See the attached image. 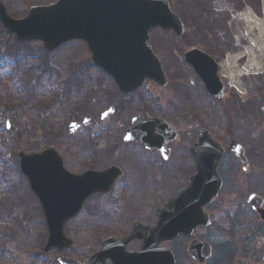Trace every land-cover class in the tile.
Returning <instances> with one entry per match:
<instances>
[{
  "label": "rangeland",
  "instance_id": "374dc122",
  "mask_svg": "<svg viewBox=\"0 0 264 264\" xmlns=\"http://www.w3.org/2000/svg\"><path fill=\"white\" fill-rule=\"evenodd\" d=\"M1 1L12 17L22 19L31 6L49 4L53 0ZM169 1L188 32L182 39L160 29L151 33L150 45L169 79L166 88L148 81L134 97H122L110 78H105L91 63L92 67L89 66L91 55L86 44L79 41L50 54L44 52L40 43L24 45L19 67L12 64L0 72V264H59L61 255L58 251L44 254L46 243L42 242L47 226L38 212L37 199L20 173L17 153L34 154L54 147L64 157L66 165L68 163V170L74 173L93 165L97 166L94 169L111 164L126 166L131 159L142 167L148 154L138 150V157L134 153L138 148L133 149L131 144L123 142L131 120L141 113L164 119L179 132L169 163L157 164L154 155L149 158L156 166L148 171L150 185L143 184L140 189L144 196L154 190L153 197L142 200L138 189L131 184L135 189L129 192L133 206H128L125 219L121 217L120 206L126 208L123 197L126 195L129 199V195L122 189L110 198L89 203L91 211L83 212L66 227L76 246L62 255L85 262L95 252V237L100 235L101 228L117 225L119 218H122L121 223H127L138 212L147 220L155 216L158 207L187 186L186 176L194 170L190 149L197 142L199 132L207 129L227 148L232 141L242 145L251 166L245 172L244 166L231 153L224 157L220 174L222 171L225 186L211 209L214 226L200 232L198 237L216 246L217 251L219 249L217 257L224 254L228 246L232 247L230 243L234 245L236 253L231 264H264V231L247 204L251 195L264 198V73L244 75L241 79L244 93L229 90L228 82L222 78L226 96L218 103L207 94L202 80L183 60L185 51L192 46L217 62L246 53L250 47L248 31L251 28L242 15L249 7L263 18V1ZM192 11L203 13L204 23L198 29L191 21ZM208 19L212 21V31L219 34L218 39L211 36V28L205 24ZM14 40L0 25V56L6 55L7 47L14 45ZM248 60L247 55L240 58L238 69L244 68ZM235 95L242 101L236 106ZM86 101H92L88 111H85ZM114 103L120 106L114 117L100 123L96 129L69 135L71 123L81 122L86 117L99 120ZM8 120L14 122L16 133L6 130ZM127 155L132 156L131 159H127ZM234 218L240 225L230 237V220ZM188 245L186 241L181 242L182 247ZM255 249L258 252L254 255Z\"/></svg>",
  "mask_w": 264,
  "mask_h": 264
},
{
  "label": "water",
  "instance_id": "95a60500",
  "mask_svg": "<svg viewBox=\"0 0 264 264\" xmlns=\"http://www.w3.org/2000/svg\"><path fill=\"white\" fill-rule=\"evenodd\" d=\"M0 23L22 43L42 42L47 52H54L71 41L87 44L95 67L111 76L120 92L129 95L141 88L147 80L165 88L168 79L161 61L149 45V33L155 29L174 32L178 37L184 34L181 19L170 8L168 0H58L47 7H34L24 20L11 18L0 2ZM185 62L192 66L205 83L208 93L219 100L224 97V86L218 77V64L197 48L185 53ZM109 111L103 119L111 115ZM96 122L85 120L82 125L72 124L70 134L80 127H94ZM7 130L17 131L12 121ZM160 130L158 136L154 131ZM201 138L192 148L197 173L185 190L159 209V222L151 229L154 245L179 235L194 236L199 226H210V218L204 209L218 198L223 183L218 166L225 153L223 145L213 139L209 131L200 132ZM177 134L159 120H148L145 115L133 120L127 132L126 141H135L147 149H158L165 157L167 146ZM230 150L242 163L247 164L244 148L232 142ZM18 158L23 175L29 181L31 190L41 202L49 228L45 252L52 249L64 251L75 243L65 235V225L81 211L84 203L95 194H107L120 176L118 169L103 173L88 172L73 175L64 168V161L54 149L32 155L19 152ZM249 203L264 221L262 200L251 196ZM115 247V246H114ZM113 246L107 242L102 253L92 259V264H101L102 259L111 256ZM152 249V257L148 256ZM205 244H193L190 254L198 260L209 252ZM171 256L170 264H174ZM164 255L156 248L144 245L141 254L128 258L129 264L143 262L164 264ZM61 264H79L77 261L61 258ZM118 264V263H116Z\"/></svg>",
  "mask_w": 264,
  "mask_h": 264
},
{
  "label": "flooded vegetation",
  "instance_id": "af4514ba",
  "mask_svg": "<svg viewBox=\"0 0 264 264\" xmlns=\"http://www.w3.org/2000/svg\"><path fill=\"white\" fill-rule=\"evenodd\" d=\"M116 110H118L117 106H116ZM175 142L171 143L169 146V149L171 150V152L169 154L170 158L173 154L172 153L173 152L172 146L174 145ZM131 146L133 147V149L138 148V149H136V152H134L135 154L137 153L136 155L138 157L140 156V153L137 152L138 150L141 151L142 153H144L145 155L148 154V157H146V158H148V160L146 159V163L145 164L142 163L143 164L142 167L138 166L137 165L138 163H133L135 161V159H131L130 157H132V156L127 155L126 158L127 159L129 158L131 160L126 164V166L121 165V167H119L117 164H111L110 166L102 167L99 170L94 169L97 171H104V170L109 169L111 167H117L122 172V177L118 180V182L114 186L113 192H112V194H110V196L94 197L93 199H91L90 201L87 202L82 213L87 212V211L88 212L91 211L89 203H92V202L98 200L99 198L102 200L106 199V198H110L111 196H114L119 189H122L124 192L126 191V193H128V195H129V199H126V195H124V197H123L124 200L126 201V202H124L126 205V208L122 209L120 206L121 217L123 219H125L126 215H124V213L128 212V210H129L128 206H131V207L133 206L132 202H131L132 197H131V194L129 192H131L132 189L133 190H135V189H134V187L131 186V184H133L138 189V191L141 194L142 200L147 199L148 197H153L154 190H152L148 196H144L143 195L144 192L140 189V186L143 184H149L150 185V180L148 177V171H149V169L156 166V163L152 160H149V158H151V156L154 155V157L156 158L155 161H158L157 164H159V162H163V163H169V162L162 161V157L160 156V154L156 150L147 151V150H145V148L143 146L138 145V144H131ZM142 159H143V157H142ZM132 160H134V161H132ZM169 161H170V159H169ZM124 167H126V168H124ZM127 168H128V170H127ZM160 169H161V167H160ZM149 174H150V172H149ZM193 174H194V172L190 173L189 175L187 174L186 179H190ZM122 184H123V186H120ZM119 203H121V202H119ZM158 208L156 210V212H157V214L155 215L156 217L154 215H152L151 219H149V220L145 219L144 214H142L141 212H138L137 213L138 215H135V218L129 219V222L127 221V223H121L120 220H122V218H119V223L117 225H114V226L110 225V226H105V227L101 228L100 235L95 237V240L97 241V247L94 250L95 252H93L84 263L90 264L91 260H92V256L94 254L98 253L102 249L103 242L112 239V240L119 243L120 249H118L116 253L112 252V255L114 257H109V258H106L104 260L102 259L103 260L102 264H115L114 258L118 264H129L128 259H126V257H129L131 255L140 254L143 251V247L145 244L148 245V247L154 246L156 248L158 254H160V255L162 254L165 256L163 259L164 264H169V256H168L166 249H170L172 251V253L175 257V260H176V264H231L229 261H226L222 258L217 257V250H216L215 246H213V245H211L212 246V256L210 258L206 259L202 256L200 259H198V261H194L190 257L189 247L192 245V243L194 241H196V242L205 241V242L210 243L209 241H206L204 239H200L198 237L200 232L207 231L204 228L198 229V234H197L196 238H188V237L181 236L172 242L163 240V241L157 243L156 245H154V242H153L154 237L152 236L151 228L153 226H155V224L158 222ZM210 210H211V208L209 209V211ZM136 211H139V210H136ZM251 212H252V209H251ZM252 214L257 216L256 213H252ZM259 227L262 228L261 231L263 232L264 231L263 230L264 229V223H260ZM233 233H234V230L231 231V236L233 235ZM182 241H186L187 244H189L188 247H186V246L182 247L181 246ZM249 248H251V247H248V249ZM233 249H234V247H233ZM248 249H247V251H248ZM252 252L255 255L258 252V250L255 249ZM248 253H250V252L248 251ZM148 256L150 258L152 257V249L149 250ZM141 264H154V263L151 261L150 263L143 262Z\"/></svg>",
  "mask_w": 264,
  "mask_h": 264
},
{
  "label": "bare ground",
  "instance_id": "6f19581e",
  "mask_svg": "<svg viewBox=\"0 0 264 264\" xmlns=\"http://www.w3.org/2000/svg\"><path fill=\"white\" fill-rule=\"evenodd\" d=\"M244 21L251 28L248 31L250 47L246 53L229 56L226 60L220 62L221 76L228 82L229 90L236 89L239 92H245L241 81L244 75L264 73V17L259 18L249 9L242 15ZM256 34L258 37H256ZM248 56V62L244 68L238 69L240 58Z\"/></svg>",
  "mask_w": 264,
  "mask_h": 264
},
{
  "label": "trees",
  "instance_id": "16d2710c",
  "mask_svg": "<svg viewBox=\"0 0 264 264\" xmlns=\"http://www.w3.org/2000/svg\"><path fill=\"white\" fill-rule=\"evenodd\" d=\"M201 14H203V13H201ZM201 14L199 15V14H196L195 11H192V16H190L193 25H195L197 29L200 27V25H202L204 23L203 18L201 17ZM205 24L211 28L212 21L210 19H208L207 23H205ZM211 31H212V28H211ZM210 33H211V36L218 39L219 34H217V32L212 31ZM22 48H24V45L17 43L15 40H14V45H12L11 47H7L8 51L6 52V55L0 56V68H1L0 72L6 68L11 67L10 65H12V64H14L16 66L18 65L17 67H19V65L21 64V62L23 60V54L22 53L25 52V50ZM90 63L91 62L88 60L89 66L92 67ZM100 73L103 76H105V74L103 72L100 71ZM73 76H75L74 73H73ZM73 76H71L70 78L72 79ZM22 83H24V82H22ZM9 199L12 201V196Z\"/></svg>",
  "mask_w": 264,
  "mask_h": 264
}]
</instances>
